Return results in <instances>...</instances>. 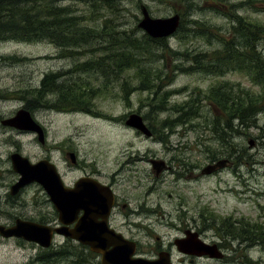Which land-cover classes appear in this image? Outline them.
<instances>
[{
	"label": "rangeland",
	"instance_id": "rangeland-1",
	"mask_svg": "<svg viewBox=\"0 0 264 264\" xmlns=\"http://www.w3.org/2000/svg\"><path fill=\"white\" fill-rule=\"evenodd\" d=\"M171 1L140 0V4L146 5L151 16L166 17L175 13ZM195 1L194 8L187 18L209 20L217 25L226 24V19L216 11L219 8L217 4L210 2L213 4L211 6L207 4V0ZM230 1L237 3L241 0ZM137 2L138 0H121L119 10L108 11L114 17L115 28H133L137 25L142 17ZM65 4L76 7L78 12L86 9V5L79 1H67ZM175 5L181 10L185 8L183 4ZM239 13L264 22V12L241 9ZM220 30L223 31V28ZM135 32L141 34L143 30L138 28ZM166 39L171 47L180 50L187 48L190 51H208L217 46L215 42L209 45L200 38H183V41H179L176 37L169 36ZM259 48H264L262 42ZM61 53L59 47L46 41L0 40V223L11 222L15 217L45 223L52 208L47 193L36 182L25 186L23 191L13 198L7 196L10 185L18 179V173L12 169L10 159L14 151H19L32 162L49 157L63 181L70 184V181L80 174L76 168L69 167L70 153H77L75 157L78 162H93L107 174L115 169L117 162L123 160L125 155L131 153L134 157H139L136 154L141 155L148 149L163 158L170 156V153H190L189 157L200 163V167L209 163L212 156L219 159L228 158L230 164L214 174H201L198 177H194L197 171L190 169L187 174L191 175L181 178L179 185L191 186L195 194L193 197L191 192L186 195L188 202L184 201L182 212L178 210V201L167 195L172 192L173 183L172 176L165 174V182L160 192L149 196V204L154 210L150 238L138 234V238L145 244L151 243L152 240L167 243L174 237H179L181 234L171 223L176 224L182 218L186 222H192V215L200 221L198 211L202 215L201 228L204 229V237L207 240L226 238L228 234L229 223L219 224L218 231L212 227H204V222L208 223L210 215L217 217L234 213L236 217L264 221V213L257 207V204L264 205V110L257 114L254 125L238 126L236 131L226 130L225 133L214 128L216 110L204 97L209 87L220 84L259 91V87L246 75L238 72L222 76L203 72H175L170 82L159 89V92H169L163 102L158 97L153 98L151 90L137 89L136 81L132 80L133 78L130 80L133 71L126 70L109 77L107 93L94 99V110L97 112L95 114L45 106L35 108L39 105L38 102L32 103L31 108L27 107L26 99H21L25 89L38 87L40 80L48 72L65 73L76 62L88 59L87 54L68 57ZM61 77L64 76H58L59 79ZM107 79V76H101L98 71H90L64 77L59 83L69 80L80 84H97ZM126 80H130L129 84L124 83ZM190 103H196L195 108H198L193 117H189L183 124H174L168 120V123L165 122L160 128L165 118L174 119L177 116L175 107ZM20 108L27 109L35 121L45 129L43 142L39 141L36 132L23 131L1 123L2 119L13 117ZM130 113L143 116L156 133L164 136V140H151L136 134L137 129L124 123V118ZM123 116L121 121H116ZM250 139L254 140L252 145L249 144ZM185 145L190 148L189 152L184 148ZM136 149L139 151L135 152ZM163 149H168L169 152ZM137 165L142 167L143 164ZM181 192L188 194L184 189H181ZM166 212L171 214V218L163 214ZM60 245L66 246L74 254L43 262L36 257L44 248L36 243L0 236V264H100L99 256L79 249L75 243L68 241L66 244L63 237L56 236L52 246L57 248ZM231 245L238 248L236 240H233ZM248 248H238L237 255L240 258L247 254L256 259L261 258L260 264H264V252L259 247ZM173 254V264H177L176 260L181 258L180 254L177 251ZM240 261L234 260V252H231V256L227 255L222 259H200L194 263L184 258L181 264H244Z\"/></svg>",
	"mask_w": 264,
	"mask_h": 264
},
{
	"label": "trees",
	"instance_id": "trees-1",
	"mask_svg": "<svg viewBox=\"0 0 264 264\" xmlns=\"http://www.w3.org/2000/svg\"><path fill=\"white\" fill-rule=\"evenodd\" d=\"M67 1L83 2L86 9L78 12L76 7L65 4ZM171 2L174 4L173 11L180 15L174 37L179 41L200 38L209 45L215 42L217 46L208 51L180 50L171 47L165 38H151L144 32L137 34V25L115 28L114 17L108 11L119 10L121 0H0V40L46 41L59 47L65 56L88 55V59L76 62L67 70L68 73H46L38 87L24 90L21 99H26L29 108L32 103L38 102L35 108L45 106L95 114L94 99L107 93L109 77L126 70L133 71L130 80L133 78L136 81L137 89L151 90L153 98L158 97L163 102L169 92H159V89L170 82L175 72H203L216 76L238 72L246 75L259 87V91L220 84L209 87L204 97L216 110L215 129L231 132L236 131L238 126L254 125L257 113L264 109V48H259L260 42L264 45V22L239 13V10L264 12V0H241L237 3L207 0L208 5L212 6L210 2H214L219 7L216 9L218 15L226 19L223 25L187 18L195 0ZM176 3L183 4L185 8L179 9ZM137 5H140V0ZM90 71H98L108 79L97 84L69 80L59 83L64 77ZM58 76L64 77L59 79ZM130 80L124 83L129 84ZM195 105L190 103L175 107L177 116L174 119L165 118L160 128L168 120L183 124L195 115L198 109ZM161 137L164 140V136ZM53 247L42 249L36 258L48 262L74 254L64 245Z\"/></svg>",
	"mask_w": 264,
	"mask_h": 264
},
{
	"label": "flooded vegetation",
	"instance_id": "flooded-vegetation-1",
	"mask_svg": "<svg viewBox=\"0 0 264 264\" xmlns=\"http://www.w3.org/2000/svg\"><path fill=\"white\" fill-rule=\"evenodd\" d=\"M127 117L128 116L124 118L123 116L122 118L116 121H121L124 118L125 123ZM142 118L145 124L150 129V135H146L138 130L136 131V134L141 135L144 138L147 137L151 140H162V137L158 133H156L151 126L148 125L143 116ZM18 132L22 131L18 130ZM184 148L188 150V152L190 151L188 145H185ZM163 150L169 152L168 149ZM196 150L197 149H194V151ZM138 151V149L135 150V152ZM75 154L77 153L75 152ZM189 155L190 153H187V155H185L184 153H170V156L163 158L159 157L157 153L152 152V150L150 149H148L145 153L141 155L136 154V156L139 157H134L130 153L125 155V158L123 160L118 161V165H116L115 169L111 173L107 174L104 173L103 170L98 169L95 163H80L77 161L76 157H73V160H70L69 158V167L76 168V170H78L80 174L76 179L70 181V184L65 183V185L68 187H74L76 181L82 177L96 179L103 186L101 193L104 194L106 197L107 195L105 191L112 195V203L106 218H104V216H99L97 217V220L99 222L105 221L108 228L120 234L126 240L134 242V255L136 256L156 258L159 252L165 251L169 254L172 264L174 263V251L179 252L181 257L176 260L177 264H181V262L184 261V258L188 259L190 263H194L200 259H216L209 257L208 255L195 256L191 254H186L178 250L175 244L178 238H186L188 234L196 233L197 237H199L201 240L206 243H209V245H215L218 250L222 251V253L224 254L222 255V258L226 257L227 255L231 256V252H234V260H241L240 262L244 264H260L262 260L261 258L256 259L249 256L248 254L247 256H242V258H240L236 252L237 249L240 247H245L247 249H249L248 247H259L261 251L264 252V221H252L243 216L236 217L234 213H226L223 216L220 215L217 217H212L210 215L208 223L204 222V227H212L215 231H218V229H220L219 224L223 225L224 223H229L227 225L228 234H226V238H211L207 240L204 237L205 231L201 228L202 215L200 211H198L200 221L195 215H192V222H186L184 218H182L179 219V222H176V224L171 223V225L181 235H179V237H174L173 240L168 241L167 243L152 240L151 243L145 244L138 238L139 233H141L143 236L150 238L151 218L154 215V210L149 204V196L153 193L160 192V188L165 182V174L172 176L171 182L173 183L171 187L172 192H168L167 195L169 198H175L178 201V210L182 212V206L184 201L188 202V200L186 199V195H189V193L191 192L193 197L195 191L193 190V188H191V186H180L179 182L181 178H186L187 176H190L191 174H187L190 169L197 171V173L194 174V177H198L201 174H214L215 172L219 171L220 168H223L224 166H228L230 164V160L228 158L219 159L218 157L215 158L212 156L209 163H207L203 167H200V163H198L194 158L189 157ZM137 163H142V167H138ZM206 169L208 170L205 171ZM194 180L196 181V179ZM11 185L7 193V196L9 198H13V196L18 195L20 192L23 191L24 187L20 188L16 194H11ZM181 189H184L185 192L188 191V194H184L183 192H181ZM229 192L232 194L231 190ZM51 206V211L48 212L49 216L45 219L47 221L44 224H50L52 226H55L59 224V222H57V211L53 203H51ZM257 207L258 209H260V211L262 210V212L264 213V205L259 206L257 204ZM83 212V209H80L77 212V218H79L83 214ZM163 214H166L167 217L171 218L170 213L166 212ZM19 218L20 217H15L11 222L0 224L4 226H12L15 224L16 219ZM76 222L77 219L67 223L66 226L69 229H73L76 225ZM166 224L169 225L168 222H166ZM64 240L67 243L68 241L71 243H75L76 246L81 250L93 252L90 248V245L88 244L78 242L77 240L71 237H65ZM233 240L237 241L238 248L232 247L231 244H233ZM226 251L228 252L227 254Z\"/></svg>",
	"mask_w": 264,
	"mask_h": 264
},
{
	"label": "water",
	"instance_id": "water-1",
	"mask_svg": "<svg viewBox=\"0 0 264 264\" xmlns=\"http://www.w3.org/2000/svg\"><path fill=\"white\" fill-rule=\"evenodd\" d=\"M140 10L142 17L137 26L149 36L162 38L176 31L180 18L178 14L153 17L143 4L140 5ZM1 123L36 132L39 141H44L41 125L25 108H20L13 117L2 119ZM125 123L145 134H150L149 128L139 114H130ZM249 144H253L252 139L249 140ZM70 157L73 160L74 153H70ZM10 159L12 169L18 173V179L11 185V194H16L20 188L30 182H38L57 211L59 225L52 226L19 218L12 226L0 224V236L23 238L42 248L49 247L55 235L71 237L90 245L92 251L99 253L100 264H172L169 254L165 251L159 252L155 259L133 256L134 242L126 240L108 228L105 221L97 220L99 216L106 218L112 203V195L106 191L107 197L102 194L103 186L96 179L82 177L76 181L74 187H68L64 185L56 166L48 159L31 162L28 157L18 152H13ZM80 209L84 212L77 218V212ZM76 219L75 227L69 229L66 226L67 223ZM188 236L176 240L175 244L179 251L195 256L222 257V253L215 245L205 243L197 237L196 233L188 234Z\"/></svg>",
	"mask_w": 264,
	"mask_h": 264
}]
</instances>
